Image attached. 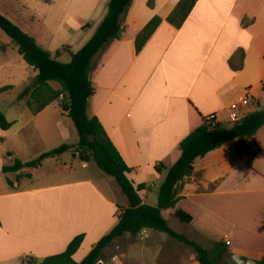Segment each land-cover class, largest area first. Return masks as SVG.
<instances>
[{"label": "crops", "instance_id": "1", "mask_svg": "<svg viewBox=\"0 0 264 264\" xmlns=\"http://www.w3.org/2000/svg\"><path fill=\"white\" fill-rule=\"evenodd\" d=\"M179 1L155 0L151 9L148 0H134L123 19L120 39L111 41L93 60L95 93L88 115L99 118L133 168L128 178L135 186L147 184L139 194L150 206L158 205L155 199L149 201V192L160 189L166 172L179 159V143L204 118L214 115L223 129H229L264 104V0H199L180 29L162 23L136 55L137 33L154 16L166 19ZM241 51L244 57L235 58L234 69L230 61ZM246 96L249 105L239 108V119L234 121L230 107ZM49 111L56 119L63 117L60 104L54 103L37 115L30 111L32 121ZM9 133L0 129V264H26L27 258L38 264L63 252L76 236L84 234L74 255L81 262L117 224L118 207H128L127 199L116 186L121 203L110 199L95 181L100 177L83 171L92 163L81 161L73 152L70 165L56 164L49 177L41 180L35 174L48 159L38 168L23 171L31 178L5 175L4 165L13 164L15 158L25 160L17 146L8 144ZM232 146L236 149L229 152ZM238 146L241 149L236 151ZM252 152H256L254 156ZM61 156L49 159L62 162ZM160 163L167 168L161 174L155 170ZM74 164L79 167L74 169ZM193 167L179 188L176 207L169 209L173 217L177 210L191 215L193 221L186 225L192 236L208 239L207 247L202 246L212 254L217 242L230 241L231 254L264 258V126L246 142H228L197 159ZM139 235L148 249L163 255L166 240L160 233L144 230ZM134 237L128 234L121 239L138 240ZM167 240L182 249L174 244L181 245L179 242ZM112 245L103 250L101 264L104 251ZM191 253L185 264H200L195 252ZM225 258L229 260L228 255L224 257L227 262Z\"/></svg>", "mask_w": 264, "mask_h": 264}, {"label": "trees", "instance_id": "2", "mask_svg": "<svg viewBox=\"0 0 264 264\" xmlns=\"http://www.w3.org/2000/svg\"><path fill=\"white\" fill-rule=\"evenodd\" d=\"M198 1L180 0L166 19L154 16L135 37L136 55L142 52L162 23L167 22L175 29H180ZM133 2L134 0H110L107 15L94 37L76 53L66 49L71 53L72 60L69 64L54 59L51 53L43 49L33 37L0 13V29L15 43L24 62L37 72L36 76L29 78L24 84L16 103H24L34 115L41 113L54 103H60L62 115L71 119L79 136L78 144L75 146L63 144L32 161L23 162L15 158L13 164L3 166V173L15 176L17 179L20 177L31 178V174L23 172L25 169L38 168L46 159L59 157L72 151L78 154L81 161L94 163L104 174L113 178L128 201V207H118L120 216L114 228L92 247L81 262H76L74 255L84 242V234L76 236L63 252L44 258L40 264H97L101 260L103 250L112 245L114 241L128 234L136 236L144 230L166 234L182 245L190 247L195 252L196 259L200 264H234L233 256L238 257L242 264H249V262L250 264H264V258L255 260L231 254L227 245L221 241L216 243L215 253L212 254L199 243L176 233L162 213L164 210L176 207L180 199L178 197L179 188L185 178L193 173V165L197 159L220 149L228 142L234 140L246 142L256 135L264 126V104H259L255 111L248 113L229 129H223L218 123L211 127L207 117L204 118L202 125L179 143L180 157L168 169L160 186L157 206L143 203L139 193L148 188L147 184L135 186L128 178V174L132 172L133 168L128 166L117 150L99 118L88 115L89 101L95 93L91 79V75L96 69L93 60L111 41L120 39L119 32L123 27V19ZM147 5L153 9L155 0H148ZM57 54L59 55L60 52ZM238 56L243 58L244 53L238 52L231 59L230 66L234 69L236 67L233 61ZM52 82L58 83L60 88H54ZM13 89V85L1 87L0 95ZM13 125L14 122H10L4 112L0 110V129L8 131ZM239 149H241L240 146L236 151ZM255 153L252 152L250 155L254 156ZM8 156H12V153L9 152ZM166 169L163 163L155 166V170L159 174ZM7 182L13 188V181L8 179ZM174 216L186 224L193 221L192 216L182 210H177ZM227 255L229 261L226 262L224 257ZM35 262L37 261L33 258L26 260V264H35Z\"/></svg>", "mask_w": 264, "mask_h": 264}, {"label": "rangeland", "instance_id": "3", "mask_svg": "<svg viewBox=\"0 0 264 264\" xmlns=\"http://www.w3.org/2000/svg\"><path fill=\"white\" fill-rule=\"evenodd\" d=\"M109 3L110 0H0V13L33 37L43 49L51 53L54 59L69 64L72 60L70 51L73 53L80 51L94 37L107 15ZM33 75H36V72L24 62L15 43L0 29V88L7 85L14 86L12 91L0 95V108L6 111L10 122H15L10 129L9 134L12 138L8 144L20 149V157L25 159H21L24 162L37 159L43 151L49 152L63 144L75 146L79 141L78 133L70 118L58 116L56 119L49 111L32 121L33 115L24 103L15 104L25 82ZM51 84L56 89L60 88L56 82ZM235 149V146H232L229 152H234ZM71 153L72 151L64 153L61 156L62 162L48 159L44 168L36 172V178L41 180L49 177L56 164L70 165L73 162ZM73 167L75 169L79 166L74 164ZM83 171L91 176H99L98 180L94 178L96 183L100 184L110 199L117 204L121 203L115 191V186L117 188L118 185L113 178L104 174L94 163ZM158 192L159 190L149 192L150 202L154 199L158 201ZM163 215L174 231L187 235L193 240L198 239L200 241L198 243L207 247L208 239L192 236L186 223L173 217L172 210H164ZM219 232L223 234L222 230ZM161 236L166 240L163 244L164 251L161 247L159 250L163 255L159 256L157 251L148 249L139 239L141 236L138 234L134 237L138 239L136 241L134 239L126 242L124 239H117L118 244L114 243L110 249L104 251L102 264H146V260L151 264H185L190 261L191 248L181 243V245L174 243L182 248L177 250L171 244L173 241L167 240L170 238L168 235L161 234ZM116 245H119V248ZM123 254L127 256L124 257Z\"/></svg>", "mask_w": 264, "mask_h": 264}, {"label": "built area", "instance_id": "4", "mask_svg": "<svg viewBox=\"0 0 264 264\" xmlns=\"http://www.w3.org/2000/svg\"><path fill=\"white\" fill-rule=\"evenodd\" d=\"M248 105H249V98H248V96H246V97H245L244 99H242L241 101H239V102L233 104V105L230 107V109L234 112V113L232 114V119H233L234 121H237V120L239 119V116H238V114H237L236 112L239 110L240 107H247ZM207 119H208V122H209V124L211 125V127H213V126L217 123V121H216V117H215L214 115L207 117ZM225 244H226L227 246H229V245H230V241H225Z\"/></svg>", "mask_w": 264, "mask_h": 264}, {"label": "clouds", "instance_id": "5", "mask_svg": "<svg viewBox=\"0 0 264 264\" xmlns=\"http://www.w3.org/2000/svg\"><path fill=\"white\" fill-rule=\"evenodd\" d=\"M232 259H233V261H234V264H242V262L239 260L238 257L233 256ZM249 264H250V262H249Z\"/></svg>", "mask_w": 264, "mask_h": 264}, {"label": "water", "instance_id": "6", "mask_svg": "<svg viewBox=\"0 0 264 264\" xmlns=\"http://www.w3.org/2000/svg\"><path fill=\"white\" fill-rule=\"evenodd\" d=\"M121 33H122V30L119 32V34L121 35ZM97 264H101L100 262H98Z\"/></svg>", "mask_w": 264, "mask_h": 264}]
</instances>
